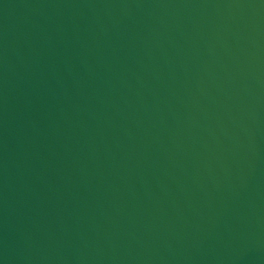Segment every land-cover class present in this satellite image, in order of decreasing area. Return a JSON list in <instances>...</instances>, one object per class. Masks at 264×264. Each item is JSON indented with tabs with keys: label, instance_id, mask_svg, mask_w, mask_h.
I'll return each instance as SVG.
<instances>
[{
	"label": "water",
	"instance_id": "95a60500",
	"mask_svg": "<svg viewBox=\"0 0 264 264\" xmlns=\"http://www.w3.org/2000/svg\"><path fill=\"white\" fill-rule=\"evenodd\" d=\"M0 264H264V0H0Z\"/></svg>",
	"mask_w": 264,
	"mask_h": 264
}]
</instances>
